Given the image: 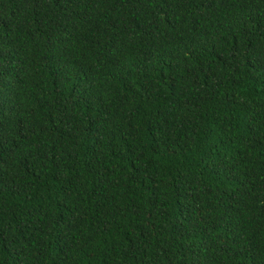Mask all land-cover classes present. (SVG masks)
Segmentation results:
<instances>
[{
    "label": "trees",
    "instance_id": "16d2710c",
    "mask_svg": "<svg viewBox=\"0 0 264 264\" xmlns=\"http://www.w3.org/2000/svg\"><path fill=\"white\" fill-rule=\"evenodd\" d=\"M0 264H264V0H0Z\"/></svg>",
    "mask_w": 264,
    "mask_h": 264
}]
</instances>
